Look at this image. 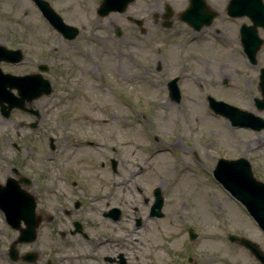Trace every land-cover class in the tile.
Wrapping results in <instances>:
<instances>
[{
	"label": "rangeland",
	"instance_id": "374dc122",
	"mask_svg": "<svg viewBox=\"0 0 264 264\" xmlns=\"http://www.w3.org/2000/svg\"><path fill=\"white\" fill-rule=\"evenodd\" d=\"M48 1L67 23L78 26L79 33L74 39L63 38L42 16L32 0H0V42L13 48L19 46L24 53L19 63L1 61V68L23 74L37 71V64L45 63L49 69L44 72V76L50 79L53 87L50 94L42 95L32 102L40 110L38 128L21 130L22 134L24 131L35 133L33 138L24 140L37 142V147L32 151L26 149L24 141L19 144L20 151L15 150L12 141L21 140L14 139L12 127L17 119L29 121L34 117L20 113L17 109L12 110L9 118L0 114V163L15 164L27 154L40 160L46 158L48 151L43 143L48 135L57 134L67 155L76 150L78 152L75 155L97 163V169L93 172L97 170L99 184L101 187L105 185L103 189H108V175L111 173L106 167L100 166V161L107 152L106 144L113 142L111 132L116 131L123 121L119 115L143 108L142 111L150 112L152 117L139 114L136 119L132 118V130L138 135V142H141V137L144 140L148 137L150 155L154 151L151 148L154 144L159 150L156 158L148 164V175L152 178V167L156 166L159 173L154 174L166 182V189L170 191L174 203L166 206L164 217L142 229L131 230L130 234L99 218L97 221L102 222L97 225V235L112 240L124 237L149 239L150 254L153 255L149 264H154V261L155 264H184L187 255L193 256L194 264H260L248 249L238 242L229 241L227 235L233 233L247 237L264 251L263 231L213 174L219 156L244 153L251 162L254 176L264 180V165L261 166L263 162L257 159L253 146L254 133L232 127L227 118L213 113L205 95L212 92L219 97L222 91L219 90L218 82L211 86L207 80L200 79L192 86L185 84L180 89L184 91L182 98L175 102L166 96L164 85L148 84L139 77L141 73L138 67L139 63L145 62L142 56L147 51L146 47H156L157 43H153L155 37L162 40L159 26L152 23L153 16L160 14L164 2L169 3L175 13L186 5V0H135L126 13L137 9L131 14L143 19L145 33L138 32L137 26L126 19L125 12L98 16L96 8L101 0ZM224 3L223 0L221 4ZM110 22L121 27V36L113 33L108 25ZM182 29L183 33L179 35L184 40L188 30ZM230 40L229 47L223 49L229 56L228 59L225 57L229 60L226 71L231 78L230 85L225 89L226 100L238 103L243 97L240 96L241 87L236 70L239 59L237 44L235 40ZM164 47L171 56L179 55V45L174 43V37L169 36ZM186 49L198 50L194 44ZM213 50L215 56L220 51L216 47ZM180 52L183 54L184 48ZM181 53L175 62L181 61ZM201 64H197L198 71L202 70ZM102 72L109 75L107 82L101 77ZM112 80L115 86L121 87V90L117 88L120 92L110 86ZM211 88L212 91L208 90ZM123 90H126L125 93L130 90L144 93L145 102L142 101L140 105L135 97L125 102L121 97ZM146 115L150 116L149 113ZM72 131L76 133L72 134ZM126 132L129 135L128 128ZM153 132L159 134L157 140ZM121 134L125 136L126 133L123 131ZM97 136L101 140L98 148L80 142L84 138L90 140ZM101 202L103 205V200ZM188 228L196 231L194 239L188 238ZM45 232L42 229L36 243L23 245V249L41 245L37 264H44L48 255L55 254L50 252L53 243L48 242ZM72 244L76 246L72 247ZM68 246L64 254L67 257L62 264H99L97 252L89 249V242L77 240ZM76 250L81 251L79 258L75 257ZM177 260L180 263L175 262ZM19 264L31 263L21 260Z\"/></svg>",
	"mask_w": 264,
	"mask_h": 264
},
{
	"label": "flooded vegetation",
	"instance_id": "af4514ba",
	"mask_svg": "<svg viewBox=\"0 0 264 264\" xmlns=\"http://www.w3.org/2000/svg\"><path fill=\"white\" fill-rule=\"evenodd\" d=\"M220 1L223 2L204 0V5L196 10L198 17L192 24L181 19V12L185 7L175 13L172 9L174 19L167 26L164 25L163 18L164 3L163 10L159 15L156 13L153 16L152 22L159 26L162 33L159 37H162V40L155 37L153 43H165L169 36L174 37V43L179 45V55L184 48V53L180 56L182 59L177 63L175 60L178 59V54L171 56L164 47L162 49L147 46V51L142 56L145 62L139 63L141 66L138 67L141 73L139 77L148 84L164 85L170 101L172 100L168 84L173 79L178 86L185 84L192 86L200 79L207 80L211 86L218 82L219 90L222 91L219 97L226 99L225 89L230 85L231 78L226 71L229 67L227 60L229 56L223 49L229 47L230 39L235 40L239 59V67L236 70L241 87L240 96L243 97L241 102L233 103L251 113L255 120L253 129L238 128L248 129L254 133L253 146L256 156L264 163V17L253 20L246 10L236 16H230L228 8L230 0H224L223 5ZM262 2L264 4V0ZM135 11L137 9H131L129 12L131 14ZM125 17L127 18V15ZM108 25L115 31L117 27L115 23L110 22ZM182 28L188 30L184 40V37L179 35L183 33ZM138 31L141 30L138 28ZM142 32L145 33L144 28ZM225 38L229 40L226 41ZM191 44L202 51L190 49L187 51L186 47ZM215 47L220 50L216 56L213 50ZM198 62L202 63L201 71L197 70ZM180 95L182 96V93ZM20 113L29 115L21 110ZM136 113L138 112L129 110L118 117ZM39 118L40 115L37 118L38 122ZM15 122L12 127L13 137L21 141H12V146L16 151H20L19 144L27 138H33L35 133L30 132L38 126L31 127L22 119ZM21 130L31 131H24L22 134ZM123 131L126 133L125 136L121 134ZM116 133L119 134L120 142L117 148L111 149L115 157H105L100 161V166L117 174L115 176L118 180L104 195L97 192L99 179L97 170L93 172L97 169V163L91 159L87 161L79 154L75 155L78 152L76 150L67 155L63 142L60 138L57 139V134L49 135L48 141L43 143L48 151L46 158L40 160L27 154L15 164L0 163V264H19L23 260V255L29 251L34 253L35 258L25 262H36L41 253V245L35 244L32 248L23 249V245L28 242L20 240L21 229L35 224L36 238L32 242L36 243L35 240L42 229H45L48 242L53 243L50 252L55 254L48 255L44 264H62L67 257L64 255L66 247H70L68 245L77 240L89 241V249L97 252L99 264L150 263L153 255L150 254L149 239L124 237L112 240L97 235V225L102 222L97 221L99 218L110 225L118 224L128 234L132 233L131 230L142 229L156 221L158 217L152 216L150 210L156 199L157 190L163 197L162 217L166 214V206L174 203L170 191L166 189V182L154 174L159 173L156 166L152 167L154 172L152 178L148 175V162L151 158L148 157L146 140L141 137V142H138L137 134L127 135L126 127L122 124L116 127L114 137H117ZM50 137L53 138L51 141ZM24 144L26 149L31 151L38 145L37 142L27 141H24ZM241 155L244 156V153L230 155L225 153L224 157L237 158ZM99 186L101 187V183ZM106 194L103 206L101 200ZM169 198L170 203L167 201ZM110 212L118 214L119 218L113 219L108 214ZM75 246L72 244V247ZM175 262L180 263L178 260ZM184 264H194L193 256H185Z\"/></svg>",
	"mask_w": 264,
	"mask_h": 264
},
{
	"label": "water",
	"instance_id": "95a60500",
	"mask_svg": "<svg viewBox=\"0 0 264 264\" xmlns=\"http://www.w3.org/2000/svg\"><path fill=\"white\" fill-rule=\"evenodd\" d=\"M42 14L49 22L59 30L64 37L73 38L77 33V28L66 24L61 16L55 12L46 0H33ZM131 0H102L98 11L105 14L111 10L123 11ZM204 5L202 0H189V7L183 12V19L193 22L198 16L196 10ZM231 15H238L243 10L254 20L258 17H264V6L261 0H231ZM170 15L168 11L166 17ZM137 22H140L139 20ZM22 58L19 49H8L0 44V61L18 62ZM39 69L45 70V66H39ZM17 90V94L12 89ZM173 98L179 99L177 87L172 84L170 86ZM51 90L49 81L39 73H30L16 75L3 72L0 68V111L4 116H8L13 107L26 109L33 113L37 112L32 108H25L26 102H31L34 98L39 97L42 93H49ZM6 102V104H5ZM211 107L217 112L227 116L232 125L250 126L255 128V120L252 114L247 111L240 110L222 101H214L209 98ZM34 124V123H33ZM214 174L230 192L239 199L247 208L248 212L255 219L260 228L264 231V182L256 179L251 170L249 161L240 157L235 160L219 158L214 168ZM159 195V194H157ZM162 206V198L157 196L156 201L151 207V215L161 216L160 208ZM35 227H28L24 232L31 234L23 236V240L33 238ZM189 238L193 239L196 233L191 229L188 230ZM230 241H238L244 247L249 249L252 254L262 264H264V251L252 240L236 234H229Z\"/></svg>",
	"mask_w": 264,
	"mask_h": 264
},
{
	"label": "bare ground",
	"instance_id": "6f19581e",
	"mask_svg": "<svg viewBox=\"0 0 264 264\" xmlns=\"http://www.w3.org/2000/svg\"><path fill=\"white\" fill-rule=\"evenodd\" d=\"M34 264H36V263H34Z\"/></svg>",
	"mask_w": 264,
	"mask_h": 264
}]
</instances>
